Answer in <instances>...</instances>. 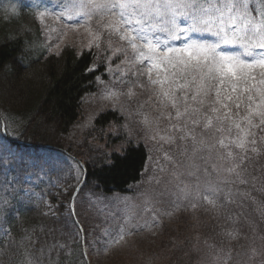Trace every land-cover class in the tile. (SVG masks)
Instances as JSON below:
<instances>
[{
	"label": "rangeland",
	"instance_id": "obj_1",
	"mask_svg": "<svg viewBox=\"0 0 264 264\" xmlns=\"http://www.w3.org/2000/svg\"><path fill=\"white\" fill-rule=\"evenodd\" d=\"M63 11V7L38 10L49 51L59 53L67 44L79 51L92 47L102 70L97 89L84 99L69 142L102 155L122 151L132 141L144 142L149 150L148 165L130 192L105 194L91 187L76 197L73 206L86 233L90 264H152L158 255L164 262L171 251L167 244L182 247L186 241L198 245L207 264H264V125L250 130L243 149L237 147L233 141L243 133L234 127L229 132L230 120L217 122L215 116L223 110L210 111L214 92L201 106L198 97L197 102L191 100L194 89L188 104L190 112L200 109L191 116L199 123L193 125L186 117L176 120L175 109L159 103L157 86H149L147 76H140L143 66L134 61L133 51L128 49L127 58L112 54L114 48L128 46L103 27L108 17L69 21L60 15ZM152 76L156 78L155 72ZM177 96L182 93L177 91ZM178 107L183 111L182 104ZM108 109L122 113V124L113 122L100 132L95 118ZM236 111L232 108L233 119ZM239 112L240 117L246 114L243 104ZM206 117L213 118L208 128ZM173 124L179 130L171 128ZM160 136L173 139L167 142ZM184 254L179 250V258Z\"/></svg>",
	"mask_w": 264,
	"mask_h": 264
},
{
	"label": "trees",
	"instance_id": "obj_2",
	"mask_svg": "<svg viewBox=\"0 0 264 264\" xmlns=\"http://www.w3.org/2000/svg\"><path fill=\"white\" fill-rule=\"evenodd\" d=\"M67 2L0 0V264H88L70 207L83 176L81 192L91 187L125 192L148 165L142 141L99 156L69 142L102 70L86 71L95 65L93 49L79 52L67 44L59 53L49 52L37 9ZM122 121L116 109L95 118L100 132ZM181 245L167 244L169 259L162 262L158 255L152 264H178L183 258V264H207L195 242Z\"/></svg>",
	"mask_w": 264,
	"mask_h": 264
},
{
	"label": "snow or ice",
	"instance_id": "obj_3",
	"mask_svg": "<svg viewBox=\"0 0 264 264\" xmlns=\"http://www.w3.org/2000/svg\"><path fill=\"white\" fill-rule=\"evenodd\" d=\"M63 9L60 15L69 21L83 17L82 22H87L93 16L104 21L108 17L103 27L128 46L114 48L112 54L127 58L128 49L133 51L134 61L143 66L138 69L140 76H147L149 86H157L159 103L175 109L176 120L186 117L193 125L199 123L191 116L200 109L190 112L188 104L189 91L194 89L191 100L197 102L200 97L201 106L214 92L210 111L223 110L215 116L217 122L230 120L229 132L234 127L243 133L233 141L237 147L243 149L250 130L264 125V0H68ZM12 11H16L15 7ZM40 15L43 17L44 13ZM203 34L214 39L200 38ZM229 46L234 50L225 51ZM95 70L93 66L86 69ZM177 91L182 96L178 97ZM178 104L183 105V111ZM242 104L246 114L240 117ZM232 108L237 110L236 119ZM167 116L173 118L171 113ZM212 120L206 117L204 128L210 127ZM254 120L258 123L254 124ZM241 122H245L244 128ZM170 127L179 130V125ZM159 138L167 142L173 139ZM251 142L254 144L255 140ZM219 143L224 145L223 140ZM123 238L121 234L119 239Z\"/></svg>",
	"mask_w": 264,
	"mask_h": 264
},
{
	"label": "water",
	"instance_id": "obj_4",
	"mask_svg": "<svg viewBox=\"0 0 264 264\" xmlns=\"http://www.w3.org/2000/svg\"><path fill=\"white\" fill-rule=\"evenodd\" d=\"M75 195H76V193H75Z\"/></svg>",
	"mask_w": 264,
	"mask_h": 264
}]
</instances>
